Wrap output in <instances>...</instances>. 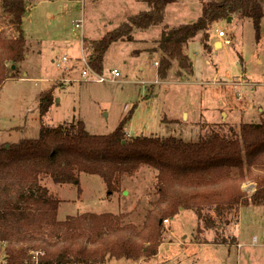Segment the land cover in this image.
<instances>
[{
  "label": "rangeland",
  "instance_id": "374dc122",
  "mask_svg": "<svg viewBox=\"0 0 264 264\" xmlns=\"http://www.w3.org/2000/svg\"><path fill=\"white\" fill-rule=\"evenodd\" d=\"M201 7L200 0H174L165 7L161 25L134 30L132 42L112 44L104 56L103 71L96 76L107 81L96 84L80 82L79 62L87 61L89 43L147 11V6L140 0H27L20 27L27 57L17 77L0 87V144L36 140L42 126L64 124L82 123L89 135L107 136L125 119L127 141L157 137L188 144L199 142L211 126L227 133L241 125L260 124L264 121V17L257 28L251 20L237 16L212 25L209 52L199 40L183 50L191 75L177 77L173 64L166 79H159L161 57L155 47L162 30L195 23ZM76 23L82 28L76 30ZM218 31L224 33L223 39L217 37ZM1 35L16 36L9 29ZM215 43L221 47L215 49ZM63 58L69 62L63 64ZM112 70L119 74L114 82L109 79ZM48 91L52 105L41 118L40 99ZM250 172L259 175L257 170ZM46 182L42 185L60 203L58 221L84 213H108L123 214L126 225L138 224L155 195V173L146 169L111 195L97 177L80 176L74 186ZM241 189L249 196L255 184L247 178ZM236 217L217 222L213 229L202 226L197 235L196 215L181 211L164 222L166 232L155 258L105 264H264V206L241 207Z\"/></svg>",
  "mask_w": 264,
  "mask_h": 264
},
{
  "label": "trees",
  "instance_id": "16d2710c",
  "mask_svg": "<svg viewBox=\"0 0 264 264\" xmlns=\"http://www.w3.org/2000/svg\"><path fill=\"white\" fill-rule=\"evenodd\" d=\"M26 1L0 0V87L17 77L24 61L26 44L20 27ZM140 1L147 11L89 43L87 63L93 74L102 73L104 56L112 44L132 42L134 30L161 25L165 7L174 3ZM200 4L201 16L195 23L162 30L155 47L161 57L160 80L166 79L173 64L177 77L191 75L183 50L199 40L209 52L212 25L237 16L251 20L257 28L264 17V0H200ZM4 29L16 36L3 38ZM52 99L51 91L42 94L41 118ZM125 123L126 119L107 136L89 135L82 123L42 126L36 140L9 145L8 149L0 144V243L6 245V264H35L32 255L36 253L43 255L38 264L149 262L158 254L166 232L164 222L181 211L196 215L198 235L202 226L213 229L217 222L227 223L241 207L264 206V121L228 129L227 133L222 127L211 126L195 144L157 137L127 141ZM144 169L155 173V195L138 224L126 225L123 214L108 213H84L58 221L60 203L42 185L49 181L55 186H74L80 176H92L101 179L111 195ZM250 169L259 175L252 176ZM247 178L255 184L249 196L241 189Z\"/></svg>",
  "mask_w": 264,
  "mask_h": 264
},
{
  "label": "built area",
  "instance_id": "2783aa9c",
  "mask_svg": "<svg viewBox=\"0 0 264 264\" xmlns=\"http://www.w3.org/2000/svg\"><path fill=\"white\" fill-rule=\"evenodd\" d=\"M74 28L77 30V29H80L82 27H80L79 23H76L74 25ZM217 37L219 39H223L225 37V35L223 32L218 31ZM68 62H69V60H67L66 58L62 59L63 64H67ZM79 63L82 65V70H81V80L82 81H80V82H88L89 81V82L96 83V84H103L104 82L107 81L106 79H104L102 77H96L98 75H95L91 71H89V66H88L85 58L81 59V61ZM118 78H119V74L116 70H112L109 72V79L111 82H114ZM165 223H167V221ZM5 249H6V245L4 243H0V264H6V255L4 253ZM32 256H33L32 257L33 262L35 264H38L40 258H42L43 255L36 253V254H33ZM40 264H48V263L40 262Z\"/></svg>",
  "mask_w": 264,
  "mask_h": 264
},
{
  "label": "water",
  "instance_id": "95a60500",
  "mask_svg": "<svg viewBox=\"0 0 264 264\" xmlns=\"http://www.w3.org/2000/svg\"><path fill=\"white\" fill-rule=\"evenodd\" d=\"M231 20V18H229L228 19V22ZM221 47V45L220 44H216L215 45V49H219ZM14 69V68H13ZM6 147V149H8V146H5Z\"/></svg>",
  "mask_w": 264,
  "mask_h": 264
},
{
  "label": "crops",
  "instance_id": "0c3cea01",
  "mask_svg": "<svg viewBox=\"0 0 264 264\" xmlns=\"http://www.w3.org/2000/svg\"><path fill=\"white\" fill-rule=\"evenodd\" d=\"M216 44H220V43H215L214 46H215ZM26 57H27V55H25L24 58H26ZM205 63L208 64V61L206 60ZM155 66H156V64H155Z\"/></svg>",
  "mask_w": 264,
  "mask_h": 264
},
{
  "label": "bare ground",
  "instance_id": "6f19581e",
  "mask_svg": "<svg viewBox=\"0 0 264 264\" xmlns=\"http://www.w3.org/2000/svg\"><path fill=\"white\" fill-rule=\"evenodd\" d=\"M185 118V120L187 119V116L183 114V119Z\"/></svg>",
  "mask_w": 264,
  "mask_h": 264
}]
</instances>
